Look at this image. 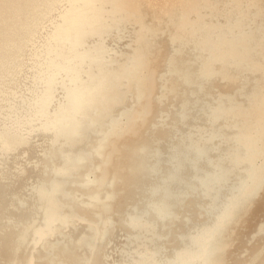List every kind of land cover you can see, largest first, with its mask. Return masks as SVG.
Instances as JSON below:
<instances>
[{"label": "bare ground", "instance_id": "obj_1", "mask_svg": "<svg viewBox=\"0 0 264 264\" xmlns=\"http://www.w3.org/2000/svg\"><path fill=\"white\" fill-rule=\"evenodd\" d=\"M0 264H264V0H0Z\"/></svg>", "mask_w": 264, "mask_h": 264}]
</instances>
